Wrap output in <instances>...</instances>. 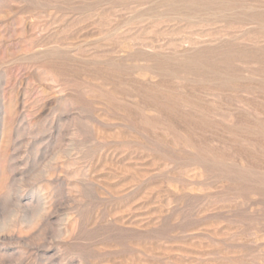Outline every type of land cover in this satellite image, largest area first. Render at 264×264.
<instances>
[{"label": "rangeland", "instance_id": "rangeland-1", "mask_svg": "<svg viewBox=\"0 0 264 264\" xmlns=\"http://www.w3.org/2000/svg\"><path fill=\"white\" fill-rule=\"evenodd\" d=\"M0 264H264V0H0Z\"/></svg>", "mask_w": 264, "mask_h": 264}]
</instances>
